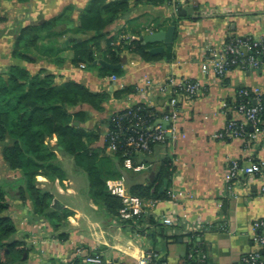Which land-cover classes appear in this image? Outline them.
Returning a JSON list of instances; mask_svg holds the SVG:
<instances>
[{
    "label": "crops",
    "instance_id": "0c3cea01",
    "mask_svg": "<svg viewBox=\"0 0 264 264\" xmlns=\"http://www.w3.org/2000/svg\"><path fill=\"white\" fill-rule=\"evenodd\" d=\"M89 1L0 0V16L7 17V22L0 27V72L11 65H20L32 73L43 70L56 74L58 84L76 81L92 92L105 94L106 100L100 108L87 103L70 108L72 112L84 110L91 116L85 125L88 129L99 130L101 138L87 143L98 151L104 148L108 133L106 120L112 114L144 104L160 114L154 124L158 119L167 120L165 116L173 112L174 106L171 88L163 92L162 87L170 78L199 82L195 98L178 95L176 137L168 144H156L148 154L136 152L133 159L128 158L119 166L128 187L133 183H146L154 176L166 149L170 148L176 166L171 191L178 198L157 201L148 207L146 216L157 222H147L144 217L143 225L138 227L147 230L139 232L95 202L87 172L76 166L73 156L58 149V160L67 178L53 181L39 175L37 179L39 186L50 191L58 201L56 208L70 215L62 221L34 219L31 200H22L21 187L25 186L22 172L3 166L7 172L5 177L14 187L8 192L18 238L30 249L26 264H75L93 251L102 253L108 264H128L150 249L163 255L168 264H183L190 241L188 234L198 231L203 224L226 226L224 230L207 231L202 235L209 264H241L242 255L256 249L251 224L264 217V194L257 183L231 184L227 181L230 162H244L250 150L245 148L243 139H220L217 133L237 116L233 111L225 112L224 102L232 104L241 88L264 90V68L235 67L219 77L210 61V51L221 48L231 36L264 38V0H184L176 7L169 3L137 4L131 0L130 9L107 27L112 35L120 33L119 43L128 38L143 41V36L166 31L175 20L170 57L166 50L158 55L150 52L155 58L144 60L125 50L122 61L113 64L98 52L92 66L80 67L71 62L72 51L67 49L64 51L67 59L59 65L56 63L57 48H67L73 37L83 36L73 32L58 36L44 32L37 46L24 49L34 62L13 56L15 35L21 28L40 25L65 12L68 6L74 7L73 19L79 25L80 15ZM179 6L190 8L192 12L179 15ZM145 44L150 45L149 51L154 47L167 48L164 41ZM47 47L51 51L44 54L43 49ZM103 68L122 69V73L103 76ZM113 75L118 79L113 80ZM128 86H133L135 91L115 96L116 91ZM49 141L53 147H59L56 136ZM12 143V139L0 141V157L3 158L4 147ZM255 150L264 156V139L255 143ZM106 154L118 164L113 150L108 149ZM165 215L174 218L173 226L162 223Z\"/></svg>",
    "mask_w": 264,
    "mask_h": 264
},
{
    "label": "trees",
    "instance_id": "16d2710c",
    "mask_svg": "<svg viewBox=\"0 0 264 264\" xmlns=\"http://www.w3.org/2000/svg\"><path fill=\"white\" fill-rule=\"evenodd\" d=\"M26 2L28 0H17ZM135 3L165 4L169 0H135ZM131 7V0H90L79 18V25L73 19L74 7L68 6L62 14L55 16L40 25H28L15 35L13 56L29 62L34 59L24 51L27 47L37 46L44 32L49 36L63 35L68 32L83 34L82 37H73L70 46L57 48L56 63L64 64L67 59L65 50L71 49V62L75 66H92L101 52L104 59L118 64L123 59V52L129 50L138 54L144 60L155 57L150 53V45L138 38L121 39L119 35H112L107 27L118 19ZM7 22L6 16H0V27ZM122 33V31H121ZM123 34V33H122ZM50 48L43 49L48 54ZM62 52V53H61ZM32 73L26 67L11 65L7 70L0 72V141L12 138L13 143L4 147L2 156L11 170L21 171L25 186L21 187L22 200L30 199L33 204L34 219L66 220L70 212L60 211L54 207V195L39 186L37 177L43 175L50 180L63 181L67 178L64 167L58 160L56 150L60 149L74 157L78 168L87 172L91 196L96 203L118 217L123 207L122 199L113 194L108 187L110 179L122 177L119 166L128 158L133 159L136 152L128 146L123 136L113 151L116 164L107 154L111 137L106 135L102 151L92 149L87 142L101 138L99 130L88 129L86 123L91 116L84 110L72 112L70 108L84 103L94 108H100L106 100L103 93L92 92L85 85L76 81L57 83L54 73ZM122 69L108 70L103 68L102 75L121 74ZM135 91L133 86L115 92V96L122 97ZM176 94V93H175ZM179 106V103H177ZM131 112V113H130ZM142 116L148 125H153L159 118L155 109L138 104L126 110L112 114L107 120L108 133L119 129L123 125L126 134L133 133L135 125L133 114ZM79 121V125L74 122ZM141 128V127H140ZM249 127H247V130ZM57 137L58 146L53 147L50 141ZM229 140L230 138H225ZM170 139L166 143H170ZM155 143L152 146L153 147ZM155 170L154 176L146 183L129 185V192L144 200L162 201L170 199L173 175L176 170L174 155L170 148ZM148 154L149 152H142ZM12 203L7 189L0 185V264H26L30 249L25 241L18 238L17 222L11 213ZM144 217L147 222L157 221L150 216L137 217L123 221L132 229L145 233ZM206 230H198L188 234L190 241L184 256L183 264H209L207 249L202 235L207 231L226 229V226L217 227L215 224H205ZM207 255L205 262H200V252ZM190 254H193L191 257ZM80 264V262L75 263Z\"/></svg>",
    "mask_w": 264,
    "mask_h": 264
},
{
    "label": "built area",
    "instance_id": "2783aa9c",
    "mask_svg": "<svg viewBox=\"0 0 264 264\" xmlns=\"http://www.w3.org/2000/svg\"><path fill=\"white\" fill-rule=\"evenodd\" d=\"M184 0H169V4L176 7ZM210 61L219 77H224L231 68L241 69H259L264 68V38L231 36L225 41L221 48L216 51H210ZM118 76L113 75V80ZM149 83L151 81H148ZM171 88V104L174 106L173 112L165 116L170 121L168 129L162 125L143 126L146 120L133 114L134 131L126 134L123 125L119 123V129L109 132L111 137L110 150L117 149V143L121 137L126 138L128 146L133 147L135 152H151L155 143H166L167 139L173 140L176 137L177 120L179 111L176 108L178 95L193 99L197 96L200 89L199 82L192 79H182L175 81L170 78L162 91ZM176 93V94H175ZM225 112L233 111L235 118H231L226 127L217 133L220 139L241 138L244 140V146L249 151L244 162L233 160L230 162L227 172V181L229 183L242 182L248 185H258L259 191L264 194V156L259 155L255 150V143L264 139V90L253 91L249 88H241L237 92L235 101L231 104L224 102ZM131 113V112H130ZM141 127V128H140ZM247 127L249 129L247 130ZM168 133L171 137H168ZM109 190L122 199L123 207L119 211L118 218L122 221L139 218L148 215V207L155 205V201L147 202L137 195L129 192L125 176L108 181ZM192 197V195H190ZM174 192H170V199H177ZM165 226H173L175 220L171 216L161 218ZM205 224L201 225L199 230H206ZM252 238L256 249L242 255L241 264H264V217L255 219L251 224ZM200 262H205L207 255L199 251ZM192 257L193 254H190ZM80 264H108L105 257L99 251H93L85 254ZM128 264H168L164 256L155 250H147L144 255L136 261H130Z\"/></svg>",
    "mask_w": 264,
    "mask_h": 264
},
{
    "label": "water",
    "instance_id": "95a60500",
    "mask_svg": "<svg viewBox=\"0 0 264 264\" xmlns=\"http://www.w3.org/2000/svg\"><path fill=\"white\" fill-rule=\"evenodd\" d=\"M177 11H178L179 15H183V14L185 15L189 11L192 12V9L183 8L182 6H179ZM175 32H176V21L173 20L171 25L168 26L166 31H160V32L153 33L151 35H146V36H143L142 39L145 43H155V42L164 41L167 45V48H165V47H154V48L150 49V52L153 55H158V54L164 53L167 50L168 57H170L174 38H175ZM66 43H69V40ZM74 124L79 125V121H75ZM155 125H162V127L166 128V129H168L170 127L169 121L163 120V119H158L156 121ZM168 137L169 138L171 137L170 133H168ZM54 207H59L57 200H55Z\"/></svg>",
    "mask_w": 264,
    "mask_h": 264
},
{
    "label": "rangeland",
    "instance_id": "374dc122",
    "mask_svg": "<svg viewBox=\"0 0 264 264\" xmlns=\"http://www.w3.org/2000/svg\"><path fill=\"white\" fill-rule=\"evenodd\" d=\"M7 139H12V138L8 137ZM1 149L2 148L0 146V152H1ZM3 166L5 168H8V165L5 163L4 159L0 157V185L7 190L10 188L12 189L14 187L12 186V184H10V181H8L7 178L5 177L7 175V172L4 171L5 168Z\"/></svg>",
    "mask_w": 264,
    "mask_h": 264
}]
</instances>
